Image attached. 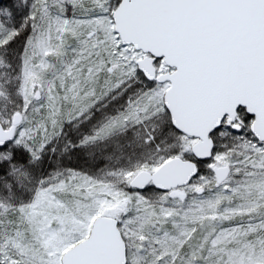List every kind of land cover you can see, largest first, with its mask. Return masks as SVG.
Returning <instances> with one entry per match:
<instances>
[{"label": "snow or ice", "instance_id": "obj_1", "mask_svg": "<svg viewBox=\"0 0 264 264\" xmlns=\"http://www.w3.org/2000/svg\"><path fill=\"white\" fill-rule=\"evenodd\" d=\"M0 264H264V0H0Z\"/></svg>", "mask_w": 264, "mask_h": 264}]
</instances>
